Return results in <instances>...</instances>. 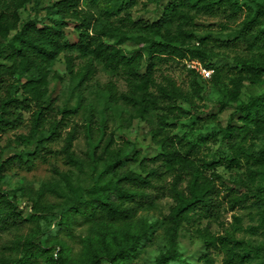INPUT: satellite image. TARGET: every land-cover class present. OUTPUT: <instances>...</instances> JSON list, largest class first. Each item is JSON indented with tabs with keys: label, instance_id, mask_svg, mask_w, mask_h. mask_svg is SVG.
<instances>
[{
	"label": "rangeland",
	"instance_id": "rangeland-1",
	"mask_svg": "<svg viewBox=\"0 0 264 264\" xmlns=\"http://www.w3.org/2000/svg\"><path fill=\"white\" fill-rule=\"evenodd\" d=\"M38 1V8L34 9L33 3L20 8L22 20L36 12L48 21L60 18L56 10L48 14L46 10L56 0ZM170 1L80 0L79 6L93 13L95 23L119 27L134 36L117 45L128 55L134 49L143 53L137 68L143 75L148 67L147 45L151 40H164L153 32L156 27L149 26H157ZM119 2L124 4L117 10ZM177 2V9L189 13L190 20L171 25L172 43L183 49H206L207 54L204 60L191 59L189 52L186 57L168 54L156 59L147 86L149 97L156 103L148 113L143 112L137 99L140 80L128 78L122 70L110 69L95 60L91 79L79 84V78L69 73L66 61V55H71L75 73L84 71L87 58L76 50L64 51L49 66L44 99L50 98V107L41 108L35 101L27 109L13 107L14 113L22 117V124L0 132V199L4 195L19 208L0 204V264L23 256V243L33 235L36 243L47 247L45 252L36 249L33 264H82L86 255L96 258L100 247L95 234L113 224L81 213H72L63 224L57 221L62 212L91 198L90 191L97 180L101 181V174L102 182L109 181L113 174L104 172V159L111 151L124 157L117 173L133 170L145 175L156 169L160 172L132 201H125V205L137 207L133 226L125 222L114 224L124 229L150 225L137 253L121 263L155 264L168 251L174 229L166 218L174 203L169 190L174 173L165 160L156 157L162 148L153 139L155 131L160 137L169 136L182 151L193 149L195 164H207V174L219 187L222 202L217 216L196 215L181 223L178 247L184 262L170 264H264V166L245 157L238 164L229 162L231 151L224 136L227 125H241L236 107L248 101L251 94L264 90V71L253 74L237 62L248 59L264 67V16L256 19L247 34L240 33L244 22L255 17L260 5L264 6V0H239L241 10L234 16L224 4L210 11ZM68 21L64 42L76 43L78 31L74 21ZM104 39L115 42L109 37ZM190 60H198L211 69V77L205 79L189 70ZM18 77H7L0 88L2 97L23 96ZM172 84L181 93L179 96L169 98L161 94L160 87ZM39 114L42 124L33 136V118ZM71 133L74 136L70 153H66L64 147ZM37 137L45 139V149L28 161L27 153L34 150ZM237 144L264 154V127L253 129ZM186 184L184 181L180 187ZM230 187L235 188L236 194L247 192L254 198L243 207L231 209L226 197ZM13 211L21 212L25 220L14 216ZM88 237H93L90 245ZM207 239L212 243L208 245ZM61 256L62 260H57ZM100 264L114 263L102 259Z\"/></svg>",
	"mask_w": 264,
	"mask_h": 264
},
{
	"label": "trees",
	"instance_id": "trees-1",
	"mask_svg": "<svg viewBox=\"0 0 264 264\" xmlns=\"http://www.w3.org/2000/svg\"><path fill=\"white\" fill-rule=\"evenodd\" d=\"M184 2L191 8L205 9L213 11L214 8H224L229 10L230 15H236L241 10L239 0H179ZM224 2V3H223ZM33 3L34 9L39 5L38 0H0V88L8 80L9 75L18 74V81H21V89L23 96L12 97L0 95V132L15 128L22 124V117L14 113L13 107H21L27 109L32 101L41 108L50 107L51 100L44 99L45 85L48 80L49 66L64 51H78L79 55L87 58L84 71L75 73L73 66V57L66 55V61L69 73L74 78H79V84L91 79L95 65L94 61L102 62L106 67L114 70H122L127 74L128 78L139 79L137 85V99L141 103L144 113L150 111V106L156 103L155 99L149 97L148 83L152 67L156 59H162L163 55L173 54L178 57H186L187 52L191 59L204 60L207 54L206 49L194 47L193 49L183 46L174 45L173 35H171L170 27L175 22L179 23L190 20L187 12H181L178 7L177 0H171L168 4L165 16L156 24L150 25L154 28L153 32L162 35L164 40H151L147 45L146 61L148 62L147 71L140 75L138 73V65L143 59V53L134 49L128 55L122 47L117 45L124 39L133 38L125 30L106 23H95L94 15L91 12L79 6L80 0H56L52 6L46 7L47 14L56 10L60 18L48 21L38 12L29 15L22 20L20 8H26L28 4ZM121 9L123 2H119ZM227 12V11H226ZM229 15V16H230ZM264 16V6L260 5L255 17L244 22L240 29L241 34H247L253 29L257 18ZM68 20H73L75 29L78 31V40L76 43H65V28L69 24ZM165 31H164V30ZM163 30V32H162ZM179 33L190 37V33L183 29H177ZM152 31V30H150ZM169 35H168V34ZM114 39V43L107 42L104 38ZM238 64L248 72L259 74L264 71V67L253 63L248 59H238ZM211 67V65H209ZM208 68V67H207ZM192 72H197L189 69ZM25 78V81H22ZM239 88V86H237ZM111 95H114L113 86L109 87ZM160 92L165 97L179 96L181 93L178 88L172 84L169 87H160ZM240 114L239 120L241 125L229 124L224 128V136L227 139V146L231 151L227 160L233 164H238L242 157L253 160L261 166H264V154H259L249 148L237 144L238 139H246L252 130H260L264 127V90L249 96L248 101L240 103L236 107ZM22 112V111H21ZM42 114L33 118V127L31 133L33 136L38 132L42 124ZM254 126V127H251ZM68 139L64 149L66 153H70L72 137ZM22 139H28L23 137ZM155 139L162 148L156 157L165 160L168 169L174 173V178L169 188L174 198L171 211L166 217L174 226L170 233V247L166 253L160 255L155 264H170L172 261L184 262L178 247V229L183 221H190L193 216L214 217L217 216L222 202L220 201V189L213 179L207 174V164H195L192 158L193 149L190 148L182 151L177 148L169 136L160 137V133H153ZM45 139L37 137L35 140V148L27 153V160H31L33 156L42 153L45 149ZM238 145V147L236 146ZM236 146V147H235ZM70 158L71 155L69 156ZM123 155L111 151L104 159V172H111L113 175L109 181L102 182V174L92 187L91 198L80 201L77 205L71 207L60 214L57 221L63 224L72 213H81L90 218H104L113 226L109 229L95 234L99 245V251L95 259L86 255L82 264H100L102 259L114 263L122 264L123 260L134 256L144 237L147 236L150 225L144 223L140 228L124 229V227L115 226L118 222H125L126 225L133 226V218L137 213L136 206L125 205V201H132L134 197L141 193L142 188L152 184V180L157 179L160 175L158 169L143 175L133 170L118 172L117 169L124 164ZM2 166L0 167V170ZM1 179V176H0ZM184 181L186 186L180 187ZM237 185V183H235ZM234 187H230L227 192V199L231 209L243 207L254 198L253 194L244 192L236 194ZM238 192V191H237ZM0 204L4 203L12 208H19L14 204V200L2 195ZM259 199H257L258 201ZM34 207V205L32 206ZM13 215L25 220L22 213L18 211ZM32 215H35L33 213ZM36 236L33 235L23 243L24 254L21 257L10 259L3 264H33V258L36 256V249L44 251L47 249L42 243H36ZM93 237L87 238L90 245ZM212 241L207 239V244ZM264 249V247H262ZM57 260H62V256Z\"/></svg>",
	"mask_w": 264,
	"mask_h": 264
},
{
	"label": "built area",
	"instance_id": "built-area-1",
	"mask_svg": "<svg viewBox=\"0 0 264 264\" xmlns=\"http://www.w3.org/2000/svg\"><path fill=\"white\" fill-rule=\"evenodd\" d=\"M187 66L189 69L195 70L197 73L201 74L203 78L208 79L211 77L212 70L205 67L200 61L198 60H190L187 62Z\"/></svg>",
	"mask_w": 264,
	"mask_h": 264
}]
</instances>
